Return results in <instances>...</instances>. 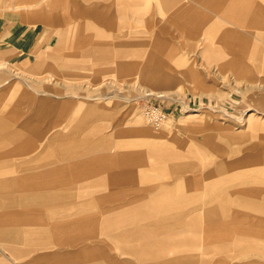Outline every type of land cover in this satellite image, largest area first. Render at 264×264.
<instances>
[{"label":"crops","instance_id":"0c3cea01","mask_svg":"<svg viewBox=\"0 0 264 264\" xmlns=\"http://www.w3.org/2000/svg\"><path fill=\"white\" fill-rule=\"evenodd\" d=\"M136 1L0 0V11L15 15L29 13L39 20H46L47 16L52 18L51 11L63 12L67 19L90 16L116 28L119 24L113 20L129 11L133 15L138 4ZM169 1L172 2L157 0L159 10L152 12L158 15V20L156 24L149 25L154 34L165 31L180 35L183 31H198L204 35L203 53L210 60L235 70L237 76L248 82H255L258 73L264 72V0ZM185 3L190 6H185ZM205 3L212 7L205 8ZM194 5H200L205 12L194 8ZM128 6L134 8L130 10ZM57 20L61 22L63 18ZM79 27L96 29L91 24ZM134 38L125 44L119 37L115 43L102 46L105 53L100 57L112 59L110 64L120 66L122 73L137 68L133 74L134 82L146 86L147 93L168 91L159 89V84H168L172 78L168 74L161 76V66L154 53L142 55L137 64L123 63L121 55L111 53L112 48L121 50L122 47L139 46L134 43L137 42ZM148 46L153 51L175 48L170 40L161 38ZM178 65H181L180 61ZM12 68H17L13 62L7 58L0 59V72L9 70L10 77L22 79L26 89L20 88L15 80L8 79L3 83L7 86L0 93V104L3 103L0 117H4L0 127L3 130L2 141L8 146L1 151L8 154L36 148L32 137H23L25 131L35 133V138L40 136L45 141L33 155L24 156L21 166H17L18 171L29 175L15 183L0 178V197H3L0 198V243L21 260L19 264H114L108 263L107 258H114L116 254L138 259H160L176 254L186 257L216 255L209 261L199 258L160 264H264L259 259L264 254V146L252 147L253 150L238 162V172L227 173L231 170V162L198 171L185 158L198 151L199 142L192 139L183 141L181 152L170 145L147 144L152 133L140 118L130 123L132 128L123 127L120 123L117 126L121 127H115L105 135L102 130L113 116L101 103L78 107L77 103L64 99V96L57 98L46 91L38 93L28 77ZM53 75L49 73L48 76ZM31 91L41 97H34ZM9 92L12 94L7 98ZM47 94L54 98L46 97ZM15 98L25 103L29 111L17 128L12 127L13 119H8L13 115L6 112L14 108ZM72 108L79 111L78 118L84 119L85 125L78 121L71 127L62 122ZM102 109L106 112L101 113ZM21 111L20 108L16 115H22ZM45 123L47 127L52 126L50 133L43 128ZM87 125L90 132L100 133L96 146L92 148L114 147L113 163L120 164L121 168L113 170L110 166V150H67V143H63L67 135L88 129L84 128ZM250 127L257 129L256 124H250ZM144 137L147 138L141 141ZM58 141L61 143L55 145ZM67 162H75L76 167L65 168ZM49 164L51 168L44 169ZM138 166L146 168L140 170ZM148 172L173 173L175 176L164 179L170 184L151 186L155 191L152 195L142 198L131 196L114 206H101L110 198L93 197L90 192L106 186H122L126 182L135 184L137 181L160 180L148 176ZM215 175L218 178L200 187L203 180ZM113 196L119 199L121 194L114 193ZM32 205L45 206L48 211L45 218L52 222L53 239L68 244V247L29 257L28 248L19 247L20 243L31 241L23 237L15 224L40 218L34 215L38 214L34 209L21 210L18 214L10 211H14V207ZM71 214H79L78 219L72 221ZM111 249L116 254H108ZM247 254L253 256L244 257ZM0 264L14 263L3 257Z\"/></svg>","mask_w":264,"mask_h":264},{"label":"rangeland","instance_id":"374dc122","mask_svg":"<svg viewBox=\"0 0 264 264\" xmlns=\"http://www.w3.org/2000/svg\"><path fill=\"white\" fill-rule=\"evenodd\" d=\"M162 1L166 2V0ZM136 2L138 4L135 6L136 10H133V15L128 10L129 12L119 14L113 20L119 24L116 28L101 23L90 16L67 19L63 12L51 11L50 17L52 16V18L47 16L46 20H39L29 13L15 15L0 11V59L7 58L13 62V65L19 70L12 69L20 71L25 77H28L33 89L38 93L46 91L57 98L64 96V99L77 103L78 107L90 103H101L100 105L113 116L106 121L104 130H102L105 135L109 134L111 130L113 131L115 127H121L117 126L120 123H123V127L132 128L130 123H134L140 118L152 133L151 138L144 137V139H140L141 141L147 138V142H149L147 144L170 145L175 151L181 152L182 142L192 139L199 142L200 147L196 148L198 151L192 157L185 158V160L198 171L220 163L231 162V170L227 173L238 172V162L253 150L252 147L264 146V72L258 73L255 82H248L237 76L235 70L223 67L220 62L210 60L209 56L203 53L204 35L198 31H183L180 35L165 31L154 34L155 32L151 31L152 27L149 25L157 23L158 15L152 11L159 10L160 5L157 4V0H137ZM169 2L172 1L168 0L167 3ZM200 5H194V8L205 12L203 8H200ZM185 6L190 5L185 3ZM204 6L205 8L212 7L210 3L208 5L205 3ZM128 8L131 10L134 6H128ZM53 15L57 18L55 19ZM60 18H63L61 22L57 20ZM84 24H91L96 29L87 30V28L79 27ZM138 32H144L145 35H132V33ZM119 37L123 38L121 42L125 44L135 37L137 42L134 43L140 45L126 49L122 47L121 50L112 48L111 53L121 55L123 63L127 62L128 64H137L142 55L154 53L159 60L158 65L161 66V76L168 74L172 78L168 84H159V89L168 91L152 90V93L146 95L149 91L145 90L148 88L134 82L135 75L133 74L137 68L122 73L120 66L110 64L112 59L100 57L105 53L101 47L117 41ZM157 38L170 40L175 48L153 51L148 45ZM178 61L181 65H178ZM49 73H54V75L48 76ZM10 76L9 70L0 72V93L6 88L7 83H3L8 79H10L9 81H18L20 88L26 89L22 79ZM167 85L168 87H166ZM27 91L29 92V90ZM30 93L34 97H41L40 94L32 91ZM11 94L12 92H9L7 98ZM46 97L54 98L48 94ZM14 101V108L6 112L13 115L8 119H13L12 127L17 128L20 122H23L22 120L27 117L29 111L25 103L16 100V98ZM146 105L157 106L167 114L166 120L163 121L164 124L162 122L158 126H154L147 120L144 112ZM0 106V109H3L2 102ZM20 108L24 114L18 116L16 113L20 111ZM103 112L106 110L102 109L101 113ZM0 113L3 111L0 110ZM78 116L79 111L72 108L71 111H67L62 122L65 125H71V127L78 121L85 125L84 119H79ZM3 118L2 116L0 124L3 122ZM250 124H256L257 129L253 130ZM42 125L45 130L52 127L51 125L47 127V123ZM84 128L88 129L81 132L72 131L67 135L63 141V143H67V150H102L106 152L110 150V166H113V170L121 168L120 164L113 163L115 148L105 144L103 147L92 148L96 146L100 133L90 132L88 125ZM48 132L50 133V130ZM48 132H44V134ZM34 135L35 133L31 131L23 133V137L33 138L32 144L36 148L26 152L3 154L1 149L6 148L8 144L2 141L3 130L0 127V178L10 179L15 183L21 177L29 175L18 171L17 166H21L20 163L24 156L33 155L45 143L43 137L39 136L37 139ZM233 136L237 138L233 139ZM59 143L61 142H55V145ZM75 164V162L74 164L67 162L65 168H74ZM46 168H51V164L44 166V169ZM137 168L142 170L146 167L138 166ZM147 175L160 180L156 182L137 181L135 184L126 182L122 186H106L93 189L90 192L93 193V197L110 198L101 206H114L131 196L132 198H142L152 195L155 191L151 189V186L170 184L164 179L175 176L173 173L157 172H148ZM216 178L218 175L210 176L202 181L200 187L202 188L204 183H210ZM114 193L121 194V197L117 199L113 196ZM44 207L18 206L14 207V211H10H16L18 214L21 210L34 209L38 212L34 215H38L39 220L15 224L16 228L19 227L18 230L23 237L31 241L22 242L19 245V247L28 248V257L51 252L55 248L68 247V244L53 239L52 222L45 218L48 211ZM78 216L79 214H71L72 221L77 220ZM105 246L109 248L107 242H105ZM109 251L108 254H116L113 249ZM215 256L201 254L186 257L176 254L160 257V259H138L116 254L114 258H107V261L114 264H160L164 261L188 262L199 258L209 261ZM252 256L247 254L244 257ZM3 257L9 258L14 264L21 263L20 259L15 258L0 243V258ZM259 259L264 262V254Z\"/></svg>","mask_w":264,"mask_h":264},{"label":"built area","instance_id":"2783aa9c","mask_svg":"<svg viewBox=\"0 0 264 264\" xmlns=\"http://www.w3.org/2000/svg\"><path fill=\"white\" fill-rule=\"evenodd\" d=\"M144 112L147 120L154 126H158L167 118V114L154 105H146L144 107Z\"/></svg>","mask_w":264,"mask_h":264},{"label":"bare ground","instance_id":"6f19581e","mask_svg":"<svg viewBox=\"0 0 264 264\" xmlns=\"http://www.w3.org/2000/svg\"><path fill=\"white\" fill-rule=\"evenodd\" d=\"M13 1H14V0H13ZM201 22H202V21H201ZM204 22H205V21H204ZM202 23H203V22H202ZM182 28H183V27H182ZM188 28H189V27H188ZM213 29H214V27H213ZM213 29H212V30H213ZM207 31H208V30H207ZM208 32H209V31H208ZM210 32H211V31H210ZM209 34H210V33H209ZM209 34H208V35H209ZM206 36H207V35H206ZM119 59H120V58H119ZM147 94L149 95V93H147ZM147 94H146V95H147ZM165 120H166V119H165ZM165 120H164V121H165ZM162 122H163V121H162ZM162 122H161V123H162ZM161 123H160V124H161ZM162 124H164V122H163Z\"/></svg>","mask_w":264,"mask_h":264}]
</instances>
